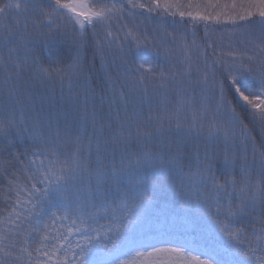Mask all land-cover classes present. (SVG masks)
<instances>
[{"label":"snow or ice","instance_id":"1","mask_svg":"<svg viewBox=\"0 0 264 264\" xmlns=\"http://www.w3.org/2000/svg\"><path fill=\"white\" fill-rule=\"evenodd\" d=\"M0 264H264V0H0Z\"/></svg>","mask_w":264,"mask_h":264},{"label":"trees","instance_id":"2","mask_svg":"<svg viewBox=\"0 0 264 264\" xmlns=\"http://www.w3.org/2000/svg\"><path fill=\"white\" fill-rule=\"evenodd\" d=\"M184 3H187V0H183ZM221 4L231 3V0H220ZM155 24L150 21V27L157 26L159 22V18L154 17ZM172 17H167V22L172 21ZM176 20H179V17H176ZM218 30L230 29V24H222L217 26ZM178 31H184V26L177 25ZM171 31V29H169ZM200 36L203 35V26H201V30L199 32ZM37 48L41 50V55L44 59L49 57L52 51H63L65 49V45L57 41H51L48 43H44L43 41H39L37 43ZM86 70L91 75L93 82L100 86L103 81V71L101 69V61L99 57H93L91 48L88 49V54L85 60ZM26 89L27 95L31 96L37 108H43L45 114H52L53 116H59V118L63 121L65 114L69 117L71 116V111L69 109L68 103L66 99L61 98L59 85H51V86H42L39 83L26 80ZM18 147L20 151L24 150L25 144L20 141L18 142ZM149 191H152L151 186L149 185ZM171 196L174 198L171 199ZM156 198L158 200V204L160 208H168L173 209L180 206L179 201L174 196L173 192L167 188V186H162L161 188L156 190Z\"/></svg>","mask_w":264,"mask_h":264},{"label":"rangeland","instance_id":"3","mask_svg":"<svg viewBox=\"0 0 264 264\" xmlns=\"http://www.w3.org/2000/svg\"><path fill=\"white\" fill-rule=\"evenodd\" d=\"M145 15L147 16V14H145ZM138 19H144V18H138ZM150 21L153 22V23L155 24V19H154V18H151L150 20H148V24H149V25H151ZM171 199L174 200V198H173L172 196H171Z\"/></svg>","mask_w":264,"mask_h":264}]
</instances>
